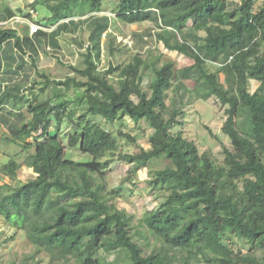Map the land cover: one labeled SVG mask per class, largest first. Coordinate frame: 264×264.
I'll return each mask as SVG.
<instances>
[{"label":"trees","instance_id":"trees-1","mask_svg":"<svg viewBox=\"0 0 264 264\" xmlns=\"http://www.w3.org/2000/svg\"><path fill=\"white\" fill-rule=\"evenodd\" d=\"M107 3L114 4L122 23H152L156 41L192 64L176 68L173 62L161 64L159 57L136 55L127 64L100 70L102 36L110 28L105 17L92 21L84 63L70 66L75 75L66 80L51 79L30 55L39 79L28 74L24 91L17 80L0 84V109L26 103L30 119L12 125L3 115L0 122L14 131L12 143L35 151L24 165L15 159L2 164V172L14 182L27 166L35 178L0 183V216L25 232L52 264H105L101 252L120 254L109 264H264V0H33L32 7L49 11L46 21L54 25L103 12ZM14 17L10 7L0 9L1 22ZM39 36L47 33L36 34L38 44ZM23 40L16 29L0 28V75L16 76L25 66L5 72L12 46L20 60L27 54ZM148 70L152 78L144 87ZM251 80L259 82L254 92ZM50 86L54 103L39 97ZM72 87L81 90L74 101L79 116L68 110L72 101L64 97ZM211 98L225 110L224 133L232 145H223V163L201 154L181 130L186 108ZM64 118L72 127L66 143L49 132ZM93 118L145 122L153 131L149 148L122 152L119 137ZM119 136L133 140L126 133ZM69 148L89 159L69 158ZM159 159L170 164L151 171L146 184L164 202L135 226L134 216L103 193L110 166L115 161L133 165L132 176ZM229 235L245 240L248 251L229 247L224 242Z\"/></svg>","mask_w":264,"mask_h":264},{"label":"rangeland","instance_id":"rangeland-1","mask_svg":"<svg viewBox=\"0 0 264 264\" xmlns=\"http://www.w3.org/2000/svg\"><path fill=\"white\" fill-rule=\"evenodd\" d=\"M32 3L33 0H0V9L8 6L15 13V17L11 20L7 22L0 21V28H14L24 37L23 45L27 54L23 55V59L29 63L28 66H25L31 78L39 79L37 75H34V71L30 67L32 65L30 55L36 58L38 68L48 74L53 80H66L67 77L75 75L70 66L81 67L84 63L83 54L86 53L90 44L91 23L92 21L101 22L104 17L109 19L110 28L106 35L102 36L103 48L101 57L97 60L100 70H107L110 64H127L136 55H140L147 60L159 57L161 64L173 62L176 68H183L192 64L190 59L176 52L167 51L161 43L156 41L154 35L155 26L152 23L128 25L118 21L114 13L115 6L112 3L104 5L103 12L71 18L54 25L46 21L50 17L49 11L42 6L33 8ZM29 14H31V19L27 17ZM29 23L41 26L44 24L46 26H42L41 31L47 33V36L37 37L40 44L34 39L36 34L25 35V30H30ZM11 51L9 60L5 61V72L8 63L12 64L16 57L17 52H13V46ZM10 67L11 65H9L8 69ZM216 67L210 66L212 71H216ZM111 76L114 80H117L116 74ZM151 78L152 71L148 70L144 77V87H147ZM13 80L18 79L15 76L3 73L0 77V84L8 85ZM221 80L228 87H231V82L226 81L224 75H221ZM25 82H23L22 87L23 89H28L30 85ZM258 86L259 82L250 81L251 92H254ZM39 88L40 86H36L37 90ZM80 91L72 87L66 90L64 94L66 99L72 101L68 110H76V115L78 116L82 113V110L74 101ZM53 94L54 89L50 86L39 97L42 100L50 99L53 101ZM25 95H27V92ZM166 95L168 99L171 92ZM185 113L184 124L181 128L184 136L196 143L201 154L208 152L218 163H223L225 159L223 145L230 149L232 145L229 137L224 133L226 115L220 102L215 98H211L208 101L200 100L187 107ZM3 115H5L6 121L12 125H15V123L22 125L30 119L26 103H23L22 107L16 105L12 107V104H8L4 109H0V116ZM93 120L101 123L102 126L119 137L120 149L124 153L135 154L140 151V147L148 149L150 146L149 137L153 131L145 122L137 124L130 118L117 121L115 124L108 123L100 118H93ZM175 130L178 131L179 129ZM71 131V125L64 118L59 125L53 122L49 132L53 135L60 134L66 143ZM13 133L14 131L11 128L9 129L8 125L0 122V183L8 182L15 185L18 182H25L35 178L33 170L23 166L18 171V179L13 182L2 172V164L15 159L24 165L27 157L34 153L35 146L29 150H23L22 146L11 142ZM119 133L131 135L135 142L126 137H120ZM68 157L78 161L89 159L77 148H69ZM169 164L170 161L166 159L153 160L149 168H143L138 174L131 176L133 165L115 161L110 166L106 180L107 188L103 193L108 198L111 197L110 203H115L118 208L133 215V225L136 226L147 211L158 209L164 202V196L160 192L150 191L146 182L150 178L151 171L163 169ZM138 239L140 240V238ZM224 242L234 250L247 252L249 248L248 243L237 235L224 237ZM101 256L104 258L105 264L113 263L121 257L119 253L106 254L105 252H101ZM0 264L52 263L48 260L46 253H37L25 232L11 227L0 216Z\"/></svg>","mask_w":264,"mask_h":264},{"label":"crops","instance_id":"crops-1","mask_svg":"<svg viewBox=\"0 0 264 264\" xmlns=\"http://www.w3.org/2000/svg\"><path fill=\"white\" fill-rule=\"evenodd\" d=\"M20 35V34H19ZM30 35V34H29ZM13 52L14 53H16V51L15 50H13ZM14 59V58H13ZM26 65V66H28V64L29 63H27L23 58L20 60L19 59V56L18 55H16V57H15V59L13 60V63L12 64H10V62L8 63V65H7V70H8V67H9V65H11V67H10V69H12L13 71H16L17 69H18V67H19V65L21 66V65ZM4 65H5V63H4ZM26 66H24V67H22V69L20 70V73L18 74V75H16L15 76V78H17L18 80V82H20V83H22V85H23V82H24V80H26V76L28 75V71H26ZM6 67V66H5ZM6 69V68H5ZM2 75H0V77H1ZM13 83H15V82H13ZM26 83V82H25ZM28 85V84H27ZM22 89H23V87H22ZM26 88H24L23 89V91L25 90ZM27 92V91H26ZM25 92V93H26ZM11 103H9V105H10ZM8 105H6L5 107H7ZM16 106H20V107H22L23 106V103H20V104H16ZM5 107H3V108H1V109H4ZM12 107H13V105H12Z\"/></svg>","mask_w":264,"mask_h":264},{"label":"built area","instance_id":"built-area-1","mask_svg":"<svg viewBox=\"0 0 264 264\" xmlns=\"http://www.w3.org/2000/svg\"><path fill=\"white\" fill-rule=\"evenodd\" d=\"M29 27L31 35H35L42 30V26L35 23H29Z\"/></svg>","mask_w":264,"mask_h":264},{"label":"clouds","instance_id":"clouds-1","mask_svg":"<svg viewBox=\"0 0 264 264\" xmlns=\"http://www.w3.org/2000/svg\"><path fill=\"white\" fill-rule=\"evenodd\" d=\"M30 29V28H29Z\"/></svg>","mask_w":264,"mask_h":264}]
</instances>
